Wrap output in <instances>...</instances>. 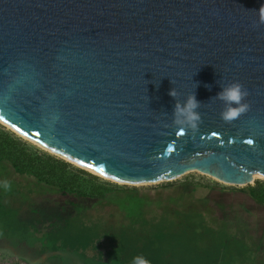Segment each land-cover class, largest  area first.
I'll return each mask as SVG.
<instances>
[{
  "label": "water",
  "instance_id": "water-1",
  "mask_svg": "<svg viewBox=\"0 0 264 264\" xmlns=\"http://www.w3.org/2000/svg\"><path fill=\"white\" fill-rule=\"evenodd\" d=\"M262 4L0 0V121L126 185L194 171L235 185L264 179ZM234 81L250 110L225 122L214 98ZM191 94L196 133L172 123Z\"/></svg>",
  "mask_w": 264,
  "mask_h": 264
},
{
  "label": "rangeland",
  "instance_id": "rangeland-1",
  "mask_svg": "<svg viewBox=\"0 0 264 264\" xmlns=\"http://www.w3.org/2000/svg\"><path fill=\"white\" fill-rule=\"evenodd\" d=\"M98 177L122 189L104 200L74 198L0 160V182L10 184L7 191L0 187V239L25 244L21 250L13 244L10 252V243L0 242V264H130L140 250L134 241L143 238L130 241L126 229L152 233L143 243L151 264H264V205L248 194L264 179L235 185L194 171L171 182L126 185ZM183 213L200 214L205 223L183 218L174 224L171 215ZM111 230L117 239H109Z\"/></svg>",
  "mask_w": 264,
  "mask_h": 264
},
{
  "label": "trees",
  "instance_id": "trees-1",
  "mask_svg": "<svg viewBox=\"0 0 264 264\" xmlns=\"http://www.w3.org/2000/svg\"><path fill=\"white\" fill-rule=\"evenodd\" d=\"M0 160L9 164L17 174L33 178L39 184L74 198L104 200L122 189L118 185L101 182L98 176L84 169L73 167L71 163L55 155L33 149L26 141L14 133L6 131L2 125H0ZM248 194L257 204L264 205V183L257 181L255 186H249ZM189 216L187 217L184 213L176 216L171 215L174 218L172 219L174 224L180 223L183 218H189L187 219L189 222L197 224L205 223L200 214L195 217ZM129 231L131 232L129 233ZM129 231L126 229L125 234L128 235L130 241L135 236L143 238V241H139L138 244L134 241V245L140 248L139 255H145V258H148V252L143 250V243L147 244L152 233ZM107 234L109 239L118 238L117 233L113 230L108 231ZM159 241H156V246L160 243Z\"/></svg>",
  "mask_w": 264,
  "mask_h": 264
},
{
  "label": "clouds",
  "instance_id": "clouds-1",
  "mask_svg": "<svg viewBox=\"0 0 264 264\" xmlns=\"http://www.w3.org/2000/svg\"><path fill=\"white\" fill-rule=\"evenodd\" d=\"M257 12L258 23L264 24V4L260 6ZM168 94L173 98L178 95L174 88L170 89ZM248 95V90L239 82L234 81L222 86L214 98L223 102L224 106L220 112L221 119L225 122H232L247 113L250 110V104L246 99ZM200 106L201 102L196 99L194 94L188 95L183 103L178 101L172 112L173 125L178 126L181 131L187 129L191 130L192 133H196L201 123ZM0 187L7 191L10 184L5 180L0 182ZM130 264H151V261L145 258L144 255H136L131 258Z\"/></svg>",
  "mask_w": 264,
  "mask_h": 264
},
{
  "label": "bare ground",
  "instance_id": "bare-ground-1",
  "mask_svg": "<svg viewBox=\"0 0 264 264\" xmlns=\"http://www.w3.org/2000/svg\"><path fill=\"white\" fill-rule=\"evenodd\" d=\"M0 123H2V122L0 121ZM2 124L5 125L7 128H9L10 130H12L13 132H15V133L19 134L20 136H22L23 138L27 139L28 141H31L32 143H34V144L38 145L39 147L43 148L44 150H46V151H48V152H50V153L55 154V153L52 152L51 150H49V149L43 147L42 145H40V144H38V143L32 141L31 139L25 137V136L22 135L21 133L15 131L13 128H11L10 126L6 125L5 123H2ZM58 156H59V157H62V156H60V155H58ZM62 158H64V157H62ZM64 159H66V158H64ZM66 160L69 161V162H71L72 164H74V165L80 167V168H83V169L87 170L88 172H90V173H92V174H94V175H98V176H101V177H104V178H107V179H111V180H113V181H118V180H116V179H114V178L107 177V176L102 175V174H100V173H98V172H96V171H93V170H91V169H88V168H86V167H83V166H81V165H79V164H77V163H75V162H73V161H70L69 159H66ZM215 179H216V178H215ZM217 180H218V179H217ZM219 181H220V180H219ZM118 182H119V181H118ZM221 182H223V181H221ZM223 183H225V182H223Z\"/></svg>",
  "mask_w": 264,
  "mask_h": 264
},
{
  "label": "flooded vegetation",
  "instance_id": "flooded-vegetation-1",
  "mask_svg": "<svg viewBox=\"0 0 264 264\" xmlns=\"http://www.w3.org/2000/svg\"><path fill=\"white\" fill-rule=\"evenodd\" d=\"M3 238L4 237H2L0 239V242L1 243H5V244L9 242L10 243V246L8 248H6L5 250H8L10 252L12 251V249L15 250L16 248H18L19 250H21L23 248V246L25 245V244H22V242H20L18 239L15 241V240H13V238H9V237L8 238H5V240ZM13 244L16 245L15 246L16 248L14 246H12ZM41 254H43V253H41Z\"/></svg>",
  "mask_w": 264,
  "mask_h": 264
},
{
  "label": "snow or ice",
  "instance_id": "snow-or-ice-1",
  "mask_svg": "<svg viewBox=\"0 0 264 264\" xmlns=\"http://www.w3.org/2000/svg\"><path fill=\"white\" fill-rule=\"evenodd\" d=\"M214 135H215V134H214ZM252 142H253V141H252L251 139L248 141L249 144H251Z\"/></svg>",
  "mask_w": 264,
  "mask_h": 264
}]
</instances>
